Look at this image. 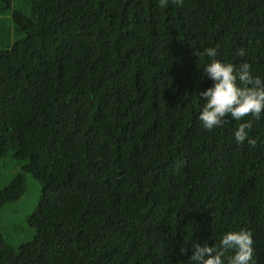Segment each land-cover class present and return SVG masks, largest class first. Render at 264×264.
Here are the masks:
<instances>
[{"label": "trees", "instance_id": "obj_1", "mask_svg": "<svg viewBox=\"0 0 264 264\" xmlns=\"http://www.w3.org/2000/svg\"><path fill=\"white\" fill-rule=\"evenodd\" d=\"M29 3L0 0V159L25 161L41 193L36 234L17 250L0 236V264H195L194 244L242 229L264 264V113L206 130L211 59L195 55L264 80V0ZM247 121L255 147L235 140ZM23 192L17 176L0 208Z\"/></svg>", "mask_w": 264, "mask_h": 264}, {"label": "clouds", "instance_id": "obj_2", "mask_svg": "<svg viewBox=\"0 0 264 264\" xmlns=\"http://www.w3.org/2000/svg\"><path fill=\"white\" fill-rule=\"evenodd\" d=\"M172 3L182 6L183 0H172ZM168 4L169 0H159L162 8ZM195 55L211 59L203 72L214 81V86L199 92L206 102L199 114V120L206 130L212 131L222 127L226 123L225 118L229 116L238 121L248 116L254 117L255 120L261 118L264 113V80L251 75L250 64L236 65L215 59L218 51L214 47H207L203 51L196 50ZM236 55L243 57L245 50L239 49ZM251 128V121L239 125L234 133L238 145L247 141L249 146H256L257 140L249 137ZM253 243L251 231H229L223 235L218 245L194 244L190 260L195 264H225L223 257L229 250H234L235 254L229 257L228 264H256ZM180 252L187 254V249L182 247Z\"/></svg>", "mask_w": 264, "mask_h": 264}, {"label": "rangeland", "instance_id": "obj_3", "mask_svg": "<svg viewBox=\"0 0 264 264\" xmlns=\"http://www.w3.org/2000/svg\"><path fill=\"white\" fill-rule=\"evenodd\" d=\"M13 7L27 16L30 15L29 0H13ZM8 15L6 19L4 14L2 25L3 31L8 32V43L11 45L12 22L9 13ZM24 164L25 161H19L13 157L11 150L0 159V191L8 187L17 176H22L24 181L22 196L17 201L7 203L0 208V236L15 250L20 245L31 241L36 234L35 229L29 226L28 219L35 210L41 193L40 183L23 171Z\"/></svg>", "mask_w": 264, "mask_h": 264}, {"label": "crops", "instance_id": "obj_4", "mask_svg": "<svg viewBox=\"0 0 264 264\" xmlns=\"http://www.w3.org/2000/svg\"><path fill=\"white\" fill-rule=\"evenodd\" d=\"M1 7H2V5L0 4V8ZM2 9H4V8H2ZM4 13H5V16H6V19H7L8 13L6 11H3V10L0 9V16L4 15ZM8 17H9V15H8ZM2 18H3V16L0 17V36H3V38L6 40L8 32H7V30L3 31Z\"/></svg>", "mask_w": 264, "mask_h": 264}]
</instances>
